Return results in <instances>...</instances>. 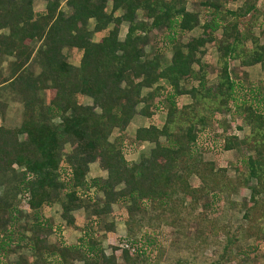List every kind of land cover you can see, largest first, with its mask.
Listing matches in <instances>:
<instances>
[{"label": "trees", "instance_id": "trees-1", "mask_svg": "<svg viewBox=\"0 0 264 264\" xmlns=\"http://www.w3.org/2000/svg\"><path fill=\"white\" fill-rule=\"evenodd\" d=\"M36 1L43 11H33ZM199 1L208 18L199 36L183 40L199 25V13L186 8L190 0H0V96L18 99L21 108L17 127L0 124V264H152L153 240L162 232L143 219L158 227L185 220L193 229L183 238L205 245L216 224L204 213L240 192L243 198H226V206L241 214L238 223L247 222L246 236L264 242L255 226L264 223V82L250 81L247 71L257 65L264 73V38L252 34L257 27L264 37V0H242L234 9L226 5L236 0ZM150 33L160 36L168 60L144 50ZM208 44L217 55L212 85L201 60ZM63 49L79 52L77 66ZM154 105L164 113L160 127L153 124ZM6 107L0 101L1 123ZM136 115L149 124L135 129L133 142L152 147L128 162L120 137L109 138ZM213 124L220 151L239 156L229 166L232 179L203 157L199 135ZM244 127L248 135L238 138L234 132ZM93 163L104 178L86 179ZM51 205L67 227L82 211L75 244L66 245L58 226L42 217ZM112 206L123 210L117 217L126 234L105 254L99 232H113V223L103 222ZM235 242L234 233L226 237L216 264H244L238 256L248 257L249 249L234 254Z\"/></svg>", "mask_w": 264, "mask_h": 264}, {"label": "rangeland", "instance_id": "rangeland-1", "mask_svg": "<svg viewBox=\"0 0 264 264\" xmlns=\"http://www.w3.org/2000/svg\"><path fill=\"white\" fill-rule=\"evenodd\" d=\"M203 1V0H201ZM242 0H236L234 2L227 3V8L234 9L237 6L241 4ZM199 0H190L186 4L187 10L194 9L199 13L198 19H199V25L195 27L192 31L189 33H185L186 35L183 37V40H187L190 37H197L200 35V24L202 20L205 18L207 19V10L202 7L199 4ZM109 5L107 6V8ZM44 9V3L41 1H36L33 3V11L34 12H41ZM65 14L67 13V9L63 4H61L60 8ZM118 14V13H117ZM125 33V25L122 24L120 27L119 32V39L123 38V35ZM162 32L158 33L161 34ZM219 33V32H218ZM252 34L260 39V42H262L263 38L259 34V28L255 27L252 30ZM100 35L96 34L92 36V41L96 42L99 40ZM160 36L156 37L153 36V34H149L147 36V44L144 47V50L147 51L149 54V57L152 56V50L155 53V50L160 52L164 58V60H168L169 53L167 51H164L162 48V44L159 41ZM246 46H249V43H246ZM150 52H149V50ZM203 50V58L201 60H204L208 65V75H207V83L208 85H212L215 82V74L217 71L216 68V51L214 49L213 44H208L202 48ZM63 54L66 57V61L70 63L73 66H77V61L79 58V52L76 50H70V49H63ZM9 62L10 59H6V61H3L1 66L5 70L6 63ZM31 70H36V67L34 65H29ZM195 68V66H194ZM248 71V78L251 81L259 80L264 82V73L260 71L259 67L252 66L247 69ZM162 84V83H160ZM146 91H143L142 94L144 95ZM13 96V95H12ZM18 99L14 97H9L6 95L0 96V101L7 104L5 116L3 119V122L0 124H3L7 128H15L20 124L21 120V108L20 103L17 101ZM78 101L83 105H89L90 100L87 98H78ZM183 103H186V98L181 99ZM152 105V104H151ZM143 106V103L138 105L136 109H140ZM155 108L151 107V110H153L154 116L153 118V124H155L157 127L161 126L164 120V113L161 110L160 106L154 105ZM19 111V112H18ZM144 120L139 117L135 116L131 119L127 127L122 131H114L113 134L110 136L109 141H113L115 137L119 136L120 139L118 140L119 143L122 145L123 153L125 154V160L128 162H137L138 157L140 155H147L149 149L152 147V145H145V144H137L133 142V132L136 128H139L143 126ZM149 123H147L148 125ZM234 125H239V121L234 122ZM220 130L213 124L210 126L206 131H204L203 134L199 135V145L203 146V157L205 160H211L214 163L215 167L220 168H226V175L229 179L233 178V173L230 169V165H232L236 160L238 159V155L235 152H223L220 151L221 143L217 139V136L219 134ZM238 138L245 137L248 135L249 131L248 128L244 127L241 131H235L234 132ZM162 142V140H161ZM96 163L90 164L88 166V173L86 175V179L99 177L104 178L100 176L98 168L96 167ZM105 176V174L103 175ZM191 185L196 186L197 180L196 178H191L190 180ZM244 196V193H236V195H230L229 197H226L227 200L232 202H239ZM223 198V197H222ZM226 198L222 199L223 201H220L218 203H212L209 207V209L204 213L208 219H212L216 226L211 229L210 237L208 238L209 243H205V245H201L198 242H189L188 239H184L183 236L187 233H192V225L189 223L185 224L177 222L175 225H165L161 223L158 227L156 224V220H149V219H143V222L146 226H149V228H154L151 230H161V234L154 237L155 241V247L158 249L155 257L153 254L155 253L154 250L151 252L153 253L151 256L155 257V260L152 264H174V261L181 260L185 264H216L218 260V256L220 255L222 251V244L223 241L226 239V237H232L233 233L236 235V242L233 243L234 245H231L232 253H237L238 250H245L244 247H248L249 249V255L248 257H241L238 256L239 259L244 260V264H264V242L256 241L253 239V236H246L248 231H246L247 222H241L238 223L240 213H235L232 209L227 208V202ZM185 206L186 203H183ZM123 210H121L118 206H112L111 207V213L103 218V222H112L114 226L113 232L110 233H104L103 230L99 232V240L101 242V246L104 249L105 254H109L111 246L118 244L119 238H124L126 234L125 226L123 223V219H120L117 217V215H122ZM199 212V211H197ZM60 209L58 205H51L50 207H44L41 210V215L44 218H47L50 223L54 226H58V228L61 230L60 236L64 240V243L66 245H72L76 243V238L79 236L77 228H79L83 224V213L81 210L74 211L72 213V216L75 218L76 223L74 227H67L63 221L60 219ZM144 225V226H145ZM258 228H261V230H264V223H257L255 225ZM158 227V228H157ZM229 228L231 232L229 234H225L223 231H220L219 233H216V229L221 228ZM234 230V232H233ZM147 235H144L146 237ZM165 237V241L163 245H160L156 243V240L159 242V239L161 237ZM246 236V237H244ZM56 237V236H55ZM55 237L49 236V242L53 243L55 241ZM258 243V247L255 250H251V248H254V245ZM137 247H142V242L139 244H136ZM80 264V263H75ZM217 264H232V262H218Z\"/></svg>", "mask_w": 264, "mask_h": 264}, {"label": "crops", "instance_id": "crops-1", "mask_svg": "<svg viewBox=\"0 0 264 264\" xmlns=\"http://www.w3.org/2000/svg\"><path fill=\"white\" fill-rule=\"evenodd\" d=\"M135 117V116H134ZM133 117V118H134ZM142 118V117H141ZM143 119V118H142ZM144 120V122H143V126H141V127H145V126H147V121L145 120V119H143ZM162 125V124H161ZM160 127V126H159ZM143 144H145L146 145V143H143ZM99 172V171H98ZM100 173V176L101 177H104L103 175L105 174L104 172H99Z\"/></svg>", "mask_w": 264, "mask_h": 264}, {"label": "built area", "instance_id": "built-area-1", "mask_svg": "<svg viewBox=\"0 0 264 264\" xmlns=\"http://www.w3.org/2000/svg\"><path fill=\"white\" fill-rule=\"evenodd\" d=\"M123 248H125V249H126V248H127V246H126V245H123Z\"/></svg>", "mask_w": 264, "mask_h": 264}]
</instances>
